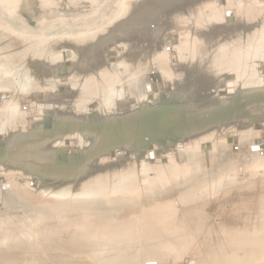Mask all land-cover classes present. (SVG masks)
<instances>
[{
	"label": "rangeland",
	"instance_id": "rangeland-1",
	"mask_svg": "<svg viewBox=\"0 0 264 264\" xmlns=\"http://www.w3.org/2000/svg\"><path fill=\"white\" fill-rule=\"evenodd\" d=\"M12 1L0 0V29L12 33L13 38L22 42L21 44L31 42L29 45L31 51H24L25 47L21 46L16 49V53L20 55L18 72L21 77L19 76L18 83L22 82L19 84L21 86L26 83V80L33 82L42 79L47 91L45 89L43 92L39 88V92L35 88L37 94L34 93L36 98L33 101L20 100L16 103H0V138L4 143L0 153L4 152V148L7 149L6 141L8 143L18 139L28 141V136L32 133H37L39 130L41 133L46 131L42 124L43 121H46L45 113L47 115L49 108L58 110L60 106L58 101H66L71 98L68 91L67 93L59 91V88L68 85L73 87V92L75 91L73 81L76 78V67L81 63L80 56H76L77 43L82 39H89L90 45L93 46L95 39H92L91 36L95 37V34L101 36L99 41H96L103 44L102 63L110 69V82L108 80L106 88L112 80L110 86L113 91L109 90L110 86L107 88L108 90L104 86L105 89L102 88L99 94L97 93L98 96H88L86 100L84 99L86 102L84 101L82 106H74L75 119L80 123L79 127H84V123L88 121L86 113L89 111L88 105L91 103L98 104L97 108L101 117H103L105 109L108 108V104L115 106V103L123 102L126 105L133 96H135L136 104H139L137 100L139 93L148 92L147 89L144 91V82L150 81V77L154 73L158 74L162 80L176 84L175 78L158 69L157 60H151V58L147 66L143 67L142 73L132 74L123 70L125 65L120 61L122 55L125 54V46L123 42H113L122 34L119 32L120 30H117L118 35V32L110 26V23L113 22L111 19L114 7L112 0ZM229 5L228 0H212L211 3L212 8L214 7L213 12L219 14L218 21L220 20L219 22L224 28H229L234 24L230 26L229 23H224L221 12L227 8L228 11L234 10L235 12H233L237 14L236 7L232 5L229 7ZM250 5L254 16L257 19L260 17L259 19L264 21L263 14H261L264 13V0H252ZM107 18L108 20H106ZM156 18L148 25L149 37H153L152 43L158 44V47L162 42H166L163 43V49L160 47L159 54L162 56L161 59L165 66H175L177 63L173 62L171 56L175 55V61H179V53H184L182 43L178 46V42L176 44L171 42L172 45H176L175 50L171 51V47L167 44L171 39H164V37L169 35L178 40L175 31L180 32V30L168 25V14L165 11L159 12ZM237 19H239L238 16ZM201 23L197 20L191 24L202 26ZM108 34L110 37H107ZM113 50H117L114 53L115 56H118L117 60L112 59V57L115 58L113 53H109ZM107 53L109 54L106 55ZM260 53L261 55L258 53L256 58L254 57L256 65L264 62V49ZM65 54H67V59H64ZM105 55L109 61L105 60ZM66 61L71 63L66 67L68 72L61 74L59 64ZM255 69L260 75V67L258 69L257 65ZM138 76L140 79H144H141V90L136 89L132 92L130 90L131 83L140 80ZM188 76L194 77V75ZM7 77H9V73L3 75L1 80L7 82L9 79L5 80ZM215 78L212 86L205 91L207 96L209 95L206 98L217 96L220 88L216 85L226 80L217 76ZM113 82L117 83V85L115 84L117 87ZM151 84L156 85L152 81ZM245 84L246 81L243 80V89L247 88ZM14 85L16 84H11L12 87ZM11 86H0V91H9ZM258 86L264 88V82L257 79L254 82V87ZM156 90L157 88L154 91ZM176 90H178L177 87ZM154 91L151 87V92H148V95H153L151 106H153L154 97L157 96ZM202 92L203 90L200 89L197 93ZM65 95L66 97H64ZM225 96L220 93L219 98ZM171 97L167 102H159L162 104L163 102L165 104L186 102V100H180L179 97L176 98L178 100ZM142 98L141 103L145 104L144 93ZM202 101L205 100L190 99L188 102L193 104ZM156 102L154 106L159 103ZM53 105L57 109H54ZM129 106L131 107L133 104ZM251 110L264 116V106L257 105ZM70 113L71 111L67 110V114ZM67 114L66 116H68ZM61 116L65 117L63 114ZM31 120H34L35 123ZM259 121L260 119L256 121V127ZM66 124L72 130L68 129L67 133L63 134V138L59 139L60 141L56 138L53 147L44 149L45 153L49 151L54 154V161L57 164L63 163L59 149L63 151L73 149L76 153L79 149L80 160L82 152L88 146V143L85 142L86 138L79 131L72 132L71 136V133L68 132L75 130L76 122L69 120ZM262 125L264 122L261 119L260 126ZM62 128L66 129L65 126ZM58 131H62V129ZM41 133L34 134L36 140L42 138ZM230 136L234 138V147L227 141V137ZM261 137H264V129H255L252 125L243 127L237 124L216 135L189 141L185 148L171 151L166 156L161 155L162 158H167L165 164L149 162L148 151L150 148L139 159V162L128 156L127 159L130 162L128 168L121 167L116 159L106 157L108 159L105 160L106 173L109 179L104 184V181L95 179V196L84 198L85 200L82 201L75 199L72 201L70 197L63 199L59 194L52 197L48 193L40 192L53 183H49L47 176L43 175L38 186L33 184V177L36 175L32 174L36 170L32 169L30 165L26 169L4 167L0 170V173L3 172L6 177V179L0 177V231L3 233L14 231L16 237L12 240L8 239L9 241L4 240V242L15 243L0 244V264H4L3 260L7 253L9 254L13 247L20 244L39 249L41 252L36 256V260L42 264H66L64 263L66 260L59 261L52 255V252H45L47 248L51 249L55 246L66 247L72 252L71 256L79 253L82 258L78 259L76 264H102L113 248L125 249L128 258L124 256L121 258L128 259L132 264H264V200L261 201V204L256 199L258 196H263L264 193V190L258 187L261 176H264V149L260 148L257 142ZM66 139H74L76 145L71 147L70 142L67 143ZM152 148H157V146ZM33 149L38 152L43 150V148ZM10 151V155L16 154L12 149ZM73 154V152L66 154L67 161L75 156ZM155 157L157 156L155 155ZM40 160L42 158L35 156L31 161L36 164ZM75 164H78V161L69 163V165ZM62 171L64 172L61 170V173ZM73 172L72 170L66 171L64 174H68L67 176L71 180ZM95 176L92 177L95 178ZM253 178L255 186H252V189L255 190V196L250 197L244 193V189L248 187V183ZM238 197L240 198L238 199ZM254 200H256L255 204ZM239 202L242 204L240 205ZM239 205L244 206L242 212L238 209ZM237 212L242 213L243 216H239V220L241 217L243 218L240 220L242 228L236 225H234L236 228H233V224L239 222L237 219L240 214ZM235 214L237 215L235 216ZM230 218L236 219L233 224L231 223L233 219ZM243 220L245 224L242 222ZM186 223L189 225L187 226ZM201 225L205 226L202 228ZM244 228L245 230H241ZM223 243H226V246ZM228 243H232V246L230 244L228 246ZM224 247H229V250ZM236 247L237 249H235ZM66 256L69 258L68 255ZM66 262L68 264V261Z\"/></svg>",
	"mask_w": 264,
	"mask_h": 264
},
{
	"label": "bare ground",
	"instance_id": "bare-ground-1",
	"mask_svg": "<svg viewBox=\"0 0 264 264\" xmlns=\"http://www.w3.org/2000/svg\"><path fill=\"white\" fill-rule=\"evenodd\" d=\"M10 1H12V0H10ZM15 1H17V0H14V2ZM251 1L250 0H228V3L230 5L236 7V11H237L238 15L236 13H234L235 12L234 10H233L234 12L231 11L232 14H230L231 12L228 11L229 9H227V8L224 9L223 12H221L223 15L224 23H226V24L229 23L230 26L232 24H234L229 28H224L220 24V22H219L220 20L218 21V19H220L219 14H217V12H213L214 7L212 8V6H211L212 0H112L114 7L112 10V16H111L112 18L111 19H113V22L110 23V26H111V28L114 29V31L116 30V32H118L120 30L119 32L122 34L120 36L119 32H118V35H119V37L117 38L118 40L116 39L113 42H123V44L125 46V52H124L125 54L122 55V58L120 61L125 66L124 67L122 66L124 69L122 67L121 68L124 71H126L127 73H132V74L142 73L143 69H144L143 67H145V65L147 66V64L150 61L149 59L151 58V60H157L156 62L158 65L157 66L158 69L163 71L165 74L170 75L171 77L175 78L176 84L170 82L171 90H167L164 87L165 82H168V81L162 80L156 74H155V76H157V79L155 80V82H152V83L156 84L155 86L151 84V81H152L151 79H150V81L144 82V91L147 89V84L150 85V88L152 87L153 91L156 88H157V90L158 89L160 90V91L156 90L157 92H160V93H157L156 91H154L155 95H157V96L154 97L153 106H154V103L156 101L162 102L160 99L161 95H164L166 97V100H165L166 102L168 101V99H170L171 96H173V99H176L177 97H179L180 100L181 99L187 100V99L193 98V97H194V99H199L201 97L207 96V93H205V91H206V89H209L212 86L211 84H213V81H215L216 76L220 77L222 79H226L225 81L219 82V84H225V85L218 87V88H220V92H218L219 93L218 98H219L220 93H221V95H226V94H222V93H225L226 91H230V95H226L225 97L219 98V99L224 100V99L231 98L233 95L237 94L238 90H245L242 88V81L243 80L246 81L245 85L247 86V88H246L247 90L248 89L257 90L258 88H260L262 86H260V87L258 86L255 88L254 82L257 79L264 82V67H262V64L264 62L257 64L258 69L260 67V69H259L260 75H259L255 69L257 67V65H256L257 62L254 59V57L256 58V54H258V53L261 55L260 52H261V50L264 49V21L259 19L260 13H259L258 19L254 16V14L252 12L253 10H251V5H250ZM220 3H222V2H220ZM234 3H236V4H234ZM230 5H229V7H230ZM163 11H165V13L168 14V21H169L168 25H170L172 28H175L176 30H180V32L175 31L178 35V38H177L178 43L177 42L176 43L178 46L182 43V46H183L182 49H183L184 53H179L180 59L178 62L175 61L176 56L172 54L171 57H172L173 62L177 63L175 66H165L162 62V59H161L162 56H160V54H159V52L161 51L160 47H162V49H163L164 48L163 43H166V42L161 41L162 42V43L160 42L161 46L158 47V44L154 45L152 43L153 37L152 38L149 37V33H148V25L151 23L152 20L157 19L156 17L159 15V12L163 13ZM250 12H252V13H250ZM261 14H263L262 17H264V13L262 12ZM236 15L238 16L239 19H237ZM232 19H233V22H231ZM106 20H108V18ZM197 20L202 22L201 23L202 26L201 25L197 26V25L191 24L192 22H195ZM217 21H218V23H217ZM221 21H222V19H221ZM157 22H158V20H157ZM204 25H206V26H204ZM10 26H12V25H10ZM2 27L5 28V26H2ZM12 28H14V27H12ZM15 29H17V28L15 27ZM100 33H99V35H100ZM171 33H172V31H171ZM111 34L113 37V32ZM166 34H164V35H166ZM168 34H169V32H168ZM109 35L110 34H108L107 37ZM100 37L101 36H98L96 34H95V37L91 36L92 39H95L94 40L95 45H93V46L90 45L89 39H86V40L82 39L81 42L77 43L78 49H77L76 56H78V57L80 56L79 58L81 60V63L78 64L76 67V73H75L76 78L73 77L75 79L73 81L74 85H75V91L73 92V87L72 86L69 87L68 85H67V87H69V90H67L68 88L66 89V87H62V88L60 87L59 88V91H63L66 93L68 91V93H69L68 95L71 96V98L69 100H66V101H64L63 99H62L63 101H61V100L58 101L59 105H60L59 106L60 110L59 109L58 110H50V108H49V110L47 109L48 110L47 115L45 113V117L47 119L45 122L43 121V123H42L44 128H46V129H44L46 131H42V133H41V130H39V132L42 135V139H43L42 141H44V142H42V144L40 146L38 144H32L31 146L33 148L45 149L46 146H48V148L53 147L55 138L61 139L60 136H62V134H63L62 131H58V129H57L58 121L60 120V116L62 114H65L66 111L68 109H71L72 107H73V111H75L74 106H76V105L82 106V103L86 100V97L95 96V95H97V93L99 94L100 90L102 88L105 89L107 86L106 84L110 82V80H109L110 69H109V67H107V65H104L102 63V61H103L102 60V51H103L102 46H103V44L101 42H100V44L98 43ZM166 37L167 38L164 37V39H169V38L171 39V41L167 42L169 47H171V51L175 50L176 45H172L171 42L173 44H176V43H174V40H176V38L170 37L169 35ZM111 39H113V38H111ZM96 40H98V41H96ZM21 43L22 42H19L13 38L12 33L0 29V86L1 87H10L11 84H16L13 87L11 86L12 88H10L9 91H6V90L0 91V103L1 102L2 103L3 102H5V103L6 102L16 103L20 100H29V101L32 100L33 101V99L36 98V97H34V93L36 92V89L39 90V88H40L41 91L46 89V85L42 79L35 80L33 82L26 80V83L24 82L25 83L24 85H21V86L19 85L20 83H22V82L18 83V79L20 76V74L18 72L20 55L18 53H16V49H18V47L21 46V47H25L24 51H26V50L31 51V48L29 46V45H31L30 41L27 43L25 42L23 44H21ZM169 50H170V48H169ZM108 54L109 53H107L106 55H108ZM37 55H39V54H37ZM106 55H105V57H106ZM114 57L115 58L112 57V59H115V60L118 59V56L117 55L115 56V54H114ZM106 58H105V60L109 61L108 58L107 59ZM64 59H67V57L65 56ZM66 62H68V61H66ZM111 62H113V61H111ZM62 63H65V62H62ZM60 65H61V63L59 64V72L61 74L66 73V71L68 72V70H66L67 66L63 65L62 67H60ZM72 67H71V69H72ZM62 69H64L65 71H62ZM67 69H69V68H67ZM108 69H109V72L107 71ZM6 73H9V77H7L5 80H7L8 78L9 79L7 80V82L6 81L4 82L3 80H1V78ZM188 75H194V77L188 76ZM138 78H139V76H138ZM63 79L61 80L62 82H63ZM110 79H111V77H110ZM141 79L140 80L137 79L138 81L135 80V82L131 83L130 90L132 92H134L136 89L141 90V82H142V80H144V79H142V80ZM108 80H109V82H108ZM114 82H113V84L117 85V83H114ZM128 82H131V81H128ZM111 83H112V80H111ZM229 83H231V85H232L231 87L227 86V84H229ZM110 84L108 85L107 88H109ZM159 84H162V88H160ZM116 85H115V87H117ZM104 86H105V88H104ZM216 86H218V84ZM176 87L178 90H176ZM200 89H202L203 92L199 93L200 94L199 95L197 92ZM109 90L113 91L111 89V86H110ZM191 90H192V92H191ZM194 90L195 91L197 90V91L195 92ZM46 91H47V89H46ZM114 91H116V90H114ZM39 92H40V90H39ZM43 92H45V91H43ZM72 92H73V94H71ZM148 92H151V89L148 90ZM148 92L147 93L140 92L139 98L137 99L139 104H136V102H135V105H137L139 107H141V105H143L141 103L142 102L141 100L143 99L142 98L143 93L145 94V98H146L145 104L151 105L153 95H148ZM46 93H48V92H46ZM114 93H113V95H114ZM35 94H37V93H35ZM64 97H66V95ZM134 97L135 96H133V100H134ZM107 99H109V98H107ZM176 100H178V99H176ZM26 102H28V101H26ZM111 102H112V100H111ZM88 104H89V102H88ZM131 104L132 103H130V102L128 103V105H131ZM126 105L123 102H120V103L117 102L116 103L117 108L120 110H127V108H129L130 106L127 107ZM88 106L90 109L86 113V115H87L86 119L88 120V121L87 120L86 121L90 122V123H94L96 120L98 121L97 123L101 122L103 120V117L99 116V109L97 108L98 104L94 102V103L89 104ZM111 106H112V104L111 105L108 104V108L105 109L106 112L108 110H110ZM54 109H57V108L55 107ZM11 110H13V109H11ZM45 110H46V108H45ZM78 111H80V110H78ZM79 113H77V114H79ZM30 117H31V115H30ZM73 117L76 118V115H74ZM258 119H260V121L257 123V127H256L255 124H256V121H258ZM261 119L264 122V116L263 115L260 116V115H258V113L249 111V113H247V117H246V113L243 112L242 117L240 119V124L243 127H246L248 125H252L255 129H264V125L260 126ZM82 122H83V119H82ZM33 123H35V121ZM29 124H32V123H29ZM8 125H10V124H8ZM63 129H65V128H63ZM52 130H54V131H52ZM48 131H50V132H48ZM39 132L32 133L31 135L38 134ZM71 135H73V133H71L70 136ZM16 136H18V135H16ZM230 137H231V140L229 141L228 140L229 137H227V141L232 147H234L235 146L234 138H232V136H230ZM1 141H3V139H0V142ZM72 141H73V143L75 142V140H72ZM72 141H71V143H72ZM257 142L259 143V147L264 149V141L258 140ZM11 144H12V140H11V143L10 142L8 143L6 141V148L7 149L4 148V152L0 153L1 154L0 157L4 154L10 155ZM16 147H18V146H16ZM1 151H2V148H0V152ZM29 151H30V153H28V155L24 156L25 159H27V158L29 159L32 154L38 153V151L35 149H32V150L29 149ZM61 151H62L61 155L63 157L62 159L67 160V155L70 154L71 151L70 150L68 151V149L65 151H63V150H61ZM118 151H122V150H118ZM174 151H176V149L172 148V152H174ZM73 153H74L73 155H75L78 152L76 153L73 150ZM161 155L166 156L165 153L164 154L161 153L159 156H161ZM14 156H15V154H14ZM129 156H131L132 159L134 158L137 162H139L140 157L136 153H134V154L131 153ZM73 157H76V156H73ZM126 158H127V154H125V157H118L116 160L119 163L121 159L127 160ZM18 159H20V158H17V160ZM129 163L130 162H128V160H127V165L122 164L121 167L128 168ZM4 167L6 168V165H4ZM13 168L17 169V167H15V166ZM73 171L74 172L72 174L73 175L72 179L70 180V178H68V176H67V179L70 181H66V184H64V183L63 184H56L55 186L48 185L45 187V189L43 191H40V192L48 193L52 197H53V195L59 194L62 196L63 199L64 198L67 199V197H70V199L72 201L74 199L77 201H82V200H85L84 198H91V197L95 196V179H99V180L104 181L103 184L106 182V180L109 179V176L107 173H105V174L104 173L103 174H97L96 173L95 174V170L93 168H90V167L77 169V170H73ZM33 176H35V177H33V184L38 186L40 183L41 177L38 174H33ZM92 176H95V178H93ZM0 177H3L6 179L3 172L0 173ZM254 178L251 179V181L248 183V187H246L244 189V193L248 194V196H250V197L253 196L255 193V190L252 189V186L253 187L255 186L253 183ZM125 180H127V179H125ZM258 187H260L262 190H264V176L263 175L260 178ZM260 195H262V194H260ZM74 196H78V197H74ZM239 198L240 197H238V199ZM241 199H242V197H241ZM256 199L259 200L260 202L263 201L264 200V193H263V196H258ZM246 200L248 201V199H246ZM250 201L251 200L249 199V202ZM240 202H239V204H240ZM253 203L255 204L256 200H254ZM250 204L252 205V203H250ZM261 204H262V202H261ZM249 207H250V205H249ZM261 208H263V206H261ZM238 209L240 212H242L241 210L244 209V206H240ZM237 213H239V212H237ZM241 214L238 215L237 221H239V222L241 219H243L242 218L243 216ZM236 215L237 214H235V216ZM239 216H242L240 220H239V218H240ZM235 218H237V217H235ZM232 219H231L232 220L231 223L233 224V221L236 219H234V218H232ZM239 222L237 224H233V228L235 227L234 225L239 226V228L240 227L242 228L243 225H241L242 224L241 222L239 224ZM242 222L244 223L245 221L243 220ZM226 223L227 222H225V224ZM228 223H230V222L228 221ZM232 224H230V225H232ZM90 225H92V224H90ZM186 225H187V223H186ZM201 226L203 228L205 225L204 226L201 225ZM254 226H256V225H254ZM90 227H92V226H90ZM184 227H186V226H184ZM248 227H251V226H248ZM231 228H232V226H231ZM233 228H232V230H233ZM239 228L237 227V229H239ZM251 228H253V227H251ZM229 229H230V226H229L228 230ZM241 230H245V228L241 229ZM251 230H249V231H251ZM250 235H251V233H250ZM15 237H16V232H14V231H6L4 233L0 231V244L1 243H3V244L15 243V242H10V243L4 242V240L9 241L8 239L12 240ZM224 244L226 246V243H223V245ZM229 244L230 243H228L227 245L229 246ZM231 244H230V246H232ZM237 247H239V246H237ZM237 247L235 249H237ZM119 248H121V247H119ZM228 248L224 247V249L229 250ZM66 249H67L66 247L64 248V247H60V246H55V247H52L51 249H50V247L47 248L45 252H49V253L52 252V255L54 257H57L59 259V261H65L66 260V261H68V264L69 263L70 264H76V262L79 261L78 259L82 258L79 253H78L79 255L75 254V255L71 256L70 254L72 252H70L69 249H67V250ZM121 249H123V248H121ZM121 249L113 248L111 250V252L108 254L107 259L102 264H132L131 262L128 261V259L124 260L125 259L124 257H127V254L125 253V249H123V250H121ZM40 252L41 251L39 249H36L33 246H29V245L24 246V245L20 244L18 246L13 247L10 250L9 254L7 253L3 262H4V264H42L36 260V256ZM66 255H68L69 258H66L67 257ZM121 256H124L123 259L121 258ZM66 261L64 263L67 264Z\"/></svg>",
	"mask_w": 264,
	"mask_h": 264
},
{
	"label": "water",
	"instance_id": "water-1",
	"mask_svg": "<svg viewBox=\"0 0 264 264\" xmlns=\"http://www.w3.org/2000/svg\"><path fill=\"white\" fill-rule=\"evenodd\" d=\"M176 42L177 40H174V43ZM115 52H117V50L110 51L109 53ZM65 56L67 57V54H65ZM70 64L69 61L61 63L60 67L63 65L69 66ZM262 67H264V63ZM62 71L65 70L62 69ZM156 75L159 77L158 74ZM157 76H155V73L151 75L150 79L152 82H155ZM159 85L160 88H162V84ZM164 85L167 90H171L170 82H165ZM224 85L225 84H218V87ZM227 86L231 87L232 85L229 83ZM66 89L69 90V87H66ZM147 89H151L148 84ZM222 94L230 95V91H226ZM206 97L208 96L196 99H204L205 101L193 104H190L192 102L188 101L194 99V97L182 103L165 104L163 102V104L158 103L156 106L143 104L141 107L137 105L129 107L126 103V106L129 107L127 110L118 109L115 103V106L112 105L110 110L107 112L104 111L103 120L101 122L96 124L86 122L84 123V127H79L80 123L73 117L75 112L72 107L68 109V111H71L69 115L66 111V113L63 114L65 117L60 116L57 129H62V133L65 134L68 129L72 130V128L67 127L66 122L69 120L70 122H76V127L74 126L75 130H70L68 132L72 133L79 131V133L86 138V144L88 143V146L85 147L86 149L82 152L80 160L79 149L78 153L75 154L76 157H72L68 161L62 159V164L55 163L54 154L49 151L45 153L44 149L38 153L32 154L29 159H25L24 155H28V153H30L29 149H33L31 146L32 144H38L40 146L42 142H44L42 138L36 140L34 137L35 135H30L28 136V141L18 139L12 142L10 147L16 154L15 156L11 154V157L7 154L2 155L0 157V170L4 168V165H6L7 169L9 166L12 168L15 166L17 169H26L28 165H30L32 169L36 170L34 174H38L40 177L43 175L45 177L47 176L49 183H53L49 185L55 186L56 184H66V181H70L67 179L68 174H64L66 171L90 167L95 169V174H105L107 172L105 160H108L106 157L117 159L118 157H125V154H127L128 158L131 153H136L141 159L149 148V162L151 164H165L167 163V158L159 156L161 153L167 155L172 151V148L176 150L185 148L189 141L207 138L213 134L216 135L217 133L234 127L237 124L241 125L240 119L243 112L246 113L247 117L249 111L253 112V110H251L252 107L257 105L264 106L263 87L257 90H238L236 95L224 100L219 99L218 95L215 97ZM160 99L161 101H165L166 97L161 95ZM129 102L132 104L135 103L133 98L129 99ZM66 114L68 116H66ZM63 126H65L66 129H63ZM63 134L60 136L61 139L63 138ZM57 140L60 141L58 138ZM72 140L74 139L67 140V143L70 142L69 145L71 147L76 145L75 143L72 144ZM228 140L230 141L231 137H229ZM258 140L264 141V137ZM153 146H157V148L153 149ZM3 147L4 143L0 142V148ZM47 148L48 146H46L45 149ZM61 150L62 149H59L60 152H62ZM70 151L72 153L73 149ZM155 155L157 157H155ZM35 156L42 158V160L33 164L31 160ZM17 158H20L19 161ZM127 160L121 159L119 164L127 165ZM70 161H78V164L69 165ZM61 170H64V172L62 171L61 173Z\"/></svg>",
	"mask_w": 264,
	"mask_h": 264
}]
</instances>
